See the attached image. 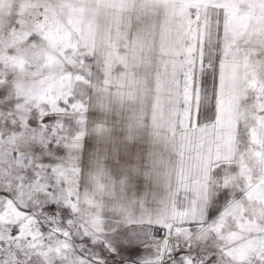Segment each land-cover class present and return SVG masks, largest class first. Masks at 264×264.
Instances as JSON below:
<instances>
[{"label":"snow or ice","instance_id":"obj_1","mask_svg":"<svg viewBox=\"0 0 264 264\" xmlns=\"http://www.w3.org/2000/svg\"><path fill=\"white\" fill-rule=\"evenodd\" d=\"M0 264H264V0H0Z\"/></svg>","mask_w":264,"mask_h":264}]
</instances>
